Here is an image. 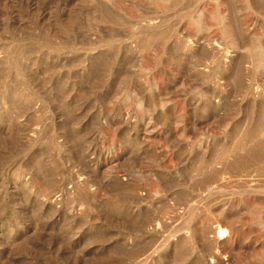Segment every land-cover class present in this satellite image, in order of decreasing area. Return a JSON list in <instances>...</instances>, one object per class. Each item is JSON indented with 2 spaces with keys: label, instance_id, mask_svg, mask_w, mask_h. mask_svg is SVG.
I'll list each match as a JSON object with an SVG mask.
<instances>
[{
  "label": "rangeland",
  "instance_id": "obj_1",
  "mask_svg": "<svg viewBox=\"0 0 264 264\" xmlns=\"http://www.w3.org/2000/svg\"><path fill=\"white\" fill-rule=\"evenodd\" d=\"M115 2L0 0V264H264V0Z\"/></svg>",
  "mask_w": 264,
  "mask_h": 264
},
{
  "label": "bare ground",
  "instance_id": "obj_2",
  "mask_svg": "<svg viewBox=\"0 0 264 264\" xmlns=\"http://www.w3.org/2000/svg\"><path fill=\"white\" fill-rule=\"evenodd\" d=\"M113 1V0H112ZM114 1H116L117 3H119V2H121V1H119V0H114ZM125 1V0H124ZM131 0H126V5H131V4H133V3H131L130 2ZM115 2V3H116ZM10 4V3H9ZM123 4V3H122ZM137 4V3H136ZM115 6V5H114ZM133 6V5H132ZM137 5H135V7H136ZM139 6V5H138ZM118 7H120V6H118ZM139 7H141V6H139ZM115 8V7H114ZM125 6H121L120 7V9H121V11H124L125 10ZM138 9V8H137ZM126 13V12H125ZM124 13V14H125ZM128 13V12H127ZM127 16V15H126ZM131 17V16H130ZM128 19H129V17H127ZM120 19H122V18H120ZM125 19V18H124ZM127 19V20H128ZM134 20V19H133ZM151 21V20H150ZM149 22V21H148ZM156 23V22H155ZM142 24V23H141ZM144 24V23H143ZM149 24V23H148ZM152 25H153V23H152ZM152 25H151V27H152ZM237 25V24H236ZM137 26V25H136ZM135 26V27H136ZM226 26H228V25H226ZM236 27H238V26H236ZM137 28V27H136ZM141 28H144V27H141ZM140 28V29H141ZM154 28H156V27H154ZM208 28V27H207ZM135 29V28H134ZM150 29V28H149ZM148 29V30H149ZM204 29V28H203ZM151 30V29H150ZM130 31H132V30H130ZM142 31V30H141ZM229 31V30H228ZM231 31V30H230ZM238 31H239V29H238ZM138 32H139V30H138ZM138 32H136V33H138ZM135 33V34H136ZM140 33V32H139ZM232 33V32H231ZM230 33V34H231ZM240 33V32H239ZM238 33V34H239ZM131 34V33H130ZM137 35V34H136ZM139 35V34H138ZM119 36H121L120 34H119ZM133 36H135V35H133ZM233 36V35H232ZM240 36V35H239ZM122 37V36H121ZM133 38V37H132ZM117 40H119V39H117ZM133 40V39H132ZM233 40V39H232ZM241 40V39H240ZM129 41V40H128ZM233 42V41H232ZM236 44L238 43L237 41L235 42ZM234 43V44H235ZM203 45V44H202ZM233 45V44H232ZM257 57L259 58V60H260V64L262 65V68L264 67V54H263V52L260 50V51H258L257 52ZM140 106V105H139ZM223 167V166H222ZM252 190V189H251ZM261 217H262V215H261ZM226 232H227V228H225V227H223V226H221V225H219L218 226V228H217V231H216V238H215V242L217 243V244H221V240H223L222 239V237H221V234H226ZM224 236V235H223ZM226 242V241H225Z\"/></svg>",
  "mask_w": 264,
  "mask_h": 264
}]
</instances>
